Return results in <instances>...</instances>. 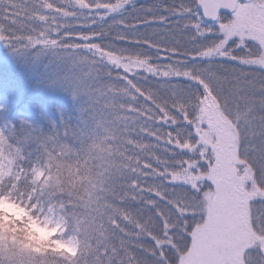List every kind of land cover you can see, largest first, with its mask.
Returning <instances> with one entry per match:
<instances>
[{"label": "snow or ice", "instance_id": "1", "mask_svg": "<svg viewBox=\"0 0 264 264\" xmlns=\"http://www.w3.org/2000/svg\"><path fill=\"white\" fill-rule=\"evenodd\" d=\"M0 44L69 60L74 136L99 118L115 142L100 179L112 240L83 264H264V0H0ZM8 134L0 198L71 247L86 213L36 188L51 138ZM65 262L0 237V264Z\"/></svg>", "mask_w": 264, "mask_h": 264}, {"label": "rangeland", "instance_id": "2", "mask_svg": "<svg viewBox=\"0 0 264 264\" xmlns=\"http://www.w3.org/2000/svg\"><path fill=\"white\" fill-rule=\"evenodd\" d=\"M19 48L21 51H13L3 44L0 45V51H5L0 54V66H10L12 74H17L16 69L22 68L24 45H19ZM29 70L32 74H41V80L36 87L29 82L7 83L0 80V130L6 129V134L0 133V181L5 178L6 172L11 174L8 158L18 156L16 141L10 137L9 132H13L15 137L21 140L29 131L51 138L44 141V148L40 153L39 164L43 171L36 188L48 199L60 196L71 199L79 205L82 212L86 213L88 227L83 230L84 234L79 242L74 241L71 247L60 244L58 245L60 252L55 251L66 255L73 264H76L77 259L83 262V258L90 257L92 251L97 249L96 241L101 239L99 243L107 245L104 239L107 236L111 238L106 231L107 213L101 207L100 179L111 173L115 167L118 151L114 146L115 142L99 118L93 126V133L83 145L73 133L66 135L69 133L67 126L66 132L58 129L65 121L75 129L81 118L83 98L80 96L74 98V90L69 86L68 81L75 73L69 60L61 59L54 52L46 53L44 56L37 55L33 67ZM27 88L30 93L28 96L25 95ZM48 97L55 98L58 108L51 110L39 102ZM9 139H13L12 144L8 143ZM79 146L84 149L81 150ZM20 147H23V144ZM80 157L83 160L81 164L78 160ZM25 217L29 218L26 220ZM1 219H6V222ZM29 220V208L0 198V237L5 234L19 237L24 245L36 253H41L40 247L31 243L25 232L29 228L27 226ZM33 226L40 236L45 237L51 234L52 239L57 232L62 231V229H56L41 233V226L36 224ZM77 249L82 254L80 258H77Z\"/></svg>", "mask_w": 264, "mask_h": 264}, {"label": "trees", "instance_id": "3", "mask_svg": "<svg viewBox=\"0 0 264 264\" xmlns=\"http://www.w3.org/2000/svg\"><path fill=\"white\" fill-rule=\"evenodd\" d=\"M1 45V44H0ZM9 48V47H7ZM24 49V48H23ZM3 50L0 51V54H2ZM53 51H50V50H44V51H33V50H27L25 51V54L22 55V58H21V65H22V68L20 69H16V73L17 74H12L11 73V70H10V66L9 67H2L0 66V80H2L3 82H7V83H11L12 81L13 82H29V84H32L34 87L37 86L39 80H41V74L40 73H36V74H32V71L29 70V68L33 67V63H34V59L37 55H46V53H52ZM20 73V74H18ZM27 90V94L25 95H30V93L28 92V88L26 89ZM160 93L163 94L164 91L162 92V88L160 90ZM39 102H42V104L45 106V107H49L51 110L52 109H56L58 108V103L57 101L55 100V98H52V97H48L46 98L44 101H40ZM22 119V118H21ZM61 128H58L61 130V132H66V126L68 127L69 129V133L67 135H71L73 133V126H71L68 122H64L62 125ZM3 130V129H2ZM6 129L4 128V133H5ZM6 134V133H5ZM82 149H84L82 146H79ZM79 160V164L82 163V159L81 157L78 159ZM27 218L29 217H25L24 219L27 220ZM2 221L6 222V219H1ZM29 221H32L31 219ZM28 221V227L27 230H25L26 234L28 235L29 237V240L31 241V243L33 244H36L38 245L40 248V250L42 252L48 250V249H52L54 252L56 250H58V252H60V249L58 248V245H60L61 243H59L58 241L52 239L51 237V234H47L44 236H40V234L38 233V231L34 228V223L32 224V222H29ZM101 240V239H100ZM96 241L95 243V248H97L98 246L100 245H103V243H99V241ZM111 240L112 238H109V236H107V238L104 239V242L107 243V245H109L111 243ZM58 248V249H56ZM96 251V249H94V251H92L93 253L90 254V256L92 254H94ZM41 252V253H42ZM66 264V263H65ZM81 264H83V262H81Z\"/></svg>", "mask_w": 264, "mask_h": 264}]
</instances>
